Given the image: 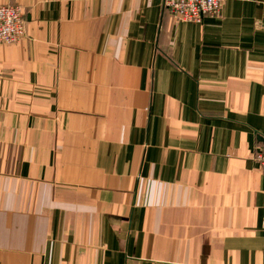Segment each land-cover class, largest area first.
I'll use <instances>...</instances> for the list:
<instances>
[{
    "label": "crops",
    "instance_id": "crops-1",
    "mask_svg": "<svg viewBox=\"0 0 264 264\" xmlns=\"http://www.w3.org/2000/svg\"><path fill=\"white\" fill-rule=\"evenodd\" d=\"M0 0V264H264V0Z\"/></svg>",
    "mask_w": 264,
    "mask_h": 264
},
{
    "label": "built area",
    "instance_id": "built-area-1",
    "mask_svg": "<svg viewBox=\"0 0 264 264\" xmlns=\"http://www.w3.org/2000/svg\"><path fill=\"white\" fill-rule=\"evenodd\" d=\"M223 0H165L167 10L177 20L202 22L206 16H216L221 11ZM27 33L24 8L19 4L0 5V44L20 42ZM254 158L264 169V145L258 146Z\"/></svg>",
    "mask_w": 264,
    "mask_h": 264
}]
</instances>
